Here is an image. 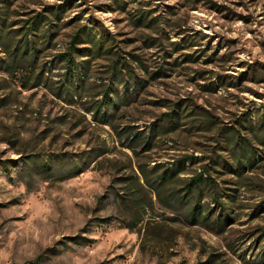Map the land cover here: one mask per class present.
I'll return each mask as SVG.
<instances>
[{
    "label": "rangeland",
    "instance_id": "374dc122",
    "mask_svg": "<svg viewBox=\"0 0 264 264\" xmlns=\"http://www.w3.org/2000/svg\"><path fill=\"white\" fill-rule=\"evenodd\" d=\"M0 12L7 29L37 14L57 25L38 59L37 86L9 76L0 46V264H200L210 255L216 264H264V147L242 178L210 161L220 153L231 163L220 148L213 153L221 127L264 116V0H0ZM81 26L109 39L141 81L127 79L126 98L114 82L120 100L110 93L117 108L109 125L85 109L110 85V56L89 58L81 97L58 96L67 74L58 56ZM46 30L44 22L34 33ZM174 109L180 126L163 134V115ZM197 113L212 115L216 127L200 128ZM137 131L152 138L149 150L128 148L125 137ZM184 155L196 160L180 177L211 164L218 185L232 188L222 230L188 224L150 191L145 210L128 200L137 163L168 166ZM204 195L202 206L210 203Z\"/></svg>",
    "mask_w": 264,
    "mask_h": 264
},
{
    "label": "trees",
    "instance_id": "16d2710c",
    "mask_svg": "<svg viewBox=\"0 0 264 264\" xmlns=\"http://www.w3.org/2000/svg\"><path fill=\"white\" fill-rule=\"evenodd\" d=\"M2 1L8 2L9 0ZM51 14L55 18H59L61 13L51 12ZM6 16L5 12H0V46L4 48L9 59L8 62H5L4 69L12 79H15L19 74L21 75L23 77V88H27L29 81L33 78V85L37 86L42 82L44 74L40 72L34 77L38 59L43 48L48 44L51 45V38L55 34L52 30L57 28V25L47 17L37 14L24 21H18L21 25L18 29H7L5 26L7 23ZM141 21L143 20L138 19L137 22ZM44 22L47 23L48 30L43 31L42 35L34 33L39 32L40 26ZM19 36L20 38H18ZM28 36H31L32 39L28 40ZM108 41L109 39L104 40L103 36L97 37L86 26H81L72 35L68 49L58 56L60 60L65 62L67 69L65 82L60 83L58 87V96L70 103L74 102L75 96L81 97L79 94L83 89V82L89 80L87 75L89 72V58L111 57L109 58L110 65L107 70L110 85L104 91L101 101L92 100V102L87 103L85 109L86 112L92 113L95 122L103 125H109L112 122L115 116L114 109L117 108L116 101L111 98L110 93L118 99L120 98L117 85L114 82L124 87L126 91L124 98H126L128 88H130L127 79L133 80L136 85L141 82L123 57L114 51L113 44L108 43ZM79 45L82 47H79ZM196 116L202 117L200 128L212 131L216 127L217 122L212 115L197 113ZM164 117H167L168 126L162 130L163 134L177 130L180 126V117L177 110L174 109L171 113L164 114ZM254 118L256 122H254ZM196 128L200 129L199 127ZM152 130H155L154 127ZM241 130H244L246 134L243 135ZM218 134L222 140L216 142L215 146L218 147L213 153L216 154V150L220 148L219 151L225 152L231 163L225 161L221 157L222 154L219 153L216 158H210L211 164L215 166L222 165L230 174L242 178L247 169L254 167L259 152H262L257 146L264 147V116L255 113L247 117H240L236 121L235 127H221ZM125 139L128 142V148L133 152H136V149L142 146L144 151L151 148L152 138L150 136L146 137L142 131L128 135ZM219 158H221V163L218 161ZM195 160L196 158L191 155H184L172 165L156 164L151 168L148 165L137 163L139 175L133 171L132 176L126 178V195L132 203V207L145 210L144 197L147 191H150L165 208L183 211L184 219L188 224L201 225L205 228L218 227L219 230H222L225 224L231 220L226 211V203L223 198L228 199L229 203H233L235 195L226 192L232 188L220 187L211 176L210 172L216 170V167H211V164L204 165L201 173L195 174L189 179L180 177L186 170V162L189 161L192 164ZM77 169L78 165L75 164L74 168L68 170V175L75 174ZM218 174L223 176L226 173L218 172ZM205 192L208 194L209 204L213 205L212 207L209 204L205 206L201 204L202 199L205 198ZM233 192L235 191L233 190ZM150 203L152 204V198L149 200ZM216 211L219 213L213 220ZM39 260L38 258L31 264H38ZM200 264H216V259L214 255H210L206 262Z\"/></svg>",
    "mask_w": 264,
    "mask_h": 264
}]
</instances>
